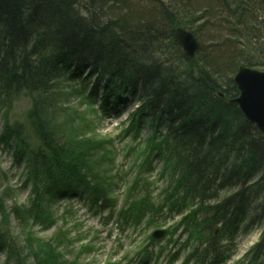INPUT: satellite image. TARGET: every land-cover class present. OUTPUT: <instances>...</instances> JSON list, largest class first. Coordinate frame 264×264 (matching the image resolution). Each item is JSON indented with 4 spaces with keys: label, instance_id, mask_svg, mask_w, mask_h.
I'll list each match as a JSON object with an SVG mask.
<instances>
[{
    "label": "trees",
    "instance_id": "obj_1",
    "mask_svg": "<svg viewBox=\"0 0 264 264\" xmlns=\"http://www.w3.org/2000/svg\"><path fill=\"white\" fill-rule=\"evenodd\" d=\"M111 1H115L111 11L114 18L103 23L102 16L107 10L102 12L104 7L99 9L96 0H0V99L7 100L10 94L15 96L11 99L23 93L33 96L34 108L29 119L34 134L42 143L41 151L33 152L30 157L33 168L28 182L34 191L32 204L24 211L16 209L15 216L20 222H40L53 200L76 197L84 198L96 207L112 209L110 214L117 207V202L108 197L104 184L94 186L81 176L80 169L84 164H80V159L84 156L76 153L79 146L62 145L60 140L49 137L46 130L50 127L45 120L46 111L52 105L45 95L50 84L65 77L63 70L76 74L89 66L98 76L121 79L133 94L141 93L146 97L145 109L166 124L167 133L161 141L164 144L162 156L169 155L171 162H176L170 195L165 197V203L159 207L152 205L148 184L146 180L140 181L136 188L131 185L134 192H126L129 195L118 212L119 218L135 225L147 219L148 225H154L155 218H164V212L172 215L175 211L182 218L174 235L183 226L182 232L195 243L182 264L191 260L200 264H222L233 252L232 244L228 246L227 243H233L241 225L246 223V230L264 221V136L237 106L227 103V98L239 95L233 77L241 63L264 69V62L259 60V57L264 58V52L256 50L254 43V40L260 41L257 38L261 39L255 34L256 30L263 31L264 39V0H154L157 12L152 11L151 17L144 21L132 9L130 0ZM81 3L84 13L78 10ZM200 7L205 10L202 13H210L218 22L224 23L226 17L237 22L232 29H224L230 42L224 43L223 47L217 43L210 50L202 45L196 57L190 59L173 38L172 29L183 27L198 37L199 33L203 34L205 25L198 26L199 21L189 16L192 12L203 11ZM230 43L238 49L235 57L229 55ZM172 49L180 53L184 69L180 65L170 66L173 59L169 50ZM243 50L257 52V55H246ZM190 65L214 70L219 82L214 77H207V71L192 79L187 71ZM220 68H226L228 74L220 73ZM182 76L193 81L194 89H187L188 85L180 80ZM197 86H203L202 90H197ZM220 92L227 98L220 97ZM206 103L213 104L208 106L209 119L205 116L196 119L198 115L202 117L198 106ZM189 105L196 106L193 110H197L195 116L191 115V122L187 118L193 113L189 111ZM231 112L240 122L222 121L220 113ZM15 134V129L6 127L3 138H7L9 144ZM223 150L227 151L225 157ZM58 152L62 159L75 165L71 170L80 166L79 172L69 174V168ZM239 156L243 159L237 165ZM87 157L85 154L83 159ZM231 157L234 163L229 165ZM85 169L88 170V166ZM85 172L88 177L89 172ZM73 175H79L78 182H71ZM77 185L83 188H75ZM229 189H235V192L222 197L221 192ZM114 202V206L110 205ZM216 227L221 230L218 237L214 233ZM174 235H171L172 240ZM170 241L167 246H159L151 240V251L147 246L143 248V260L147 261L156 247L157 258L169 246L175 248L178 242ZM7 248L10 247H0V251ZM44 248L36 255V264H63L52 243ZM10 251L13 252V264H24L13 248ZM169 256L170 264L181 258L177 254ZM240 264H264V232Z\"/></svg>",
    "mask_w": 264,
    "mask_h": 264
},
{
    "label": "rangeland",
    "instance_id": "obj_2",
    "mask_svg": "<svg viewBox=\"0 0 264 264\" xmlns=\"http://www.w3.org/2000/svg\"><path fill=\"white\" fill-rule=\"evenodd\" d=\"M82 1L86 2L88 0ZM96 1L99 9L104 7L102 12L107 10L105 15L102 16L103 23L114 18L111 11L114 9L115 1ZM130 2L132 9L135 13H138L139 16H137L142 21L151 17L150 13L152 11L157 12L154 0H130ZM81 6L82 3L78 5V10L84 13L85 9ZM119 7L117 8L119 9ZM199 9L203 11L192 12L193 14L189 16L190 19L199 21L198 26L204 24L206 31L203 34L199 33L201 35L198 37L193 31L184 28L194 35L199 44L195 48L194 55H188L182 45L178 43L185 56L190 59L196 57L202 45L204 47L208 46V50H210V47L216 46L217 43L223 47L224 43L230 42L231 40L225 36L224 29H232V27H235V22H237H233L232 18L228 19L227 17L226 21L225 19L222 20V22L225 21L224 23L218 22L212 19L210 13H202L205 11L203 8L200 7ZM236 20L242 21L238 18ZM254 28L256 29V27ZM261 32L263 31H255L257 37L260 35L261 39L257 38L260 41L254 40V43L256 44V50L259 49L260 52H264V39H262ZM175 41L177 42L176 39ZM166 45L171 46L170 43H166ZM230 47L228 52L230 50L231 54L229 55H232V57L238 55L235 53L238 50L237 47L231 43ZM243 51L249 56L253 54L247 50ZM169 52L172 53L171 59H173L170 66L180 65L184 69L180 53H177L175 49L169 50ZM152 53L153 50L150 54ZM240 53H242V49H240ZM254 55H257V52ZM259 60L264 62V58L259 57ZM240 66L251 70H264L246 63H241ZM239 68L234 73L233 79L239 73ZM225 69L220 68L219 72L225 71L224 73L228 74ZM81 71V73L76 72L74 74L63 70L62 75L65 77L57 78L48 87L49 91L45 98L52 106L46 111L45 120L46 123L50 124V127L46 129L47 134L49 137L51 135L54 139L60 140L59 142L62 145L68 144L75 147L77 144L76 147L79 146L78 152H76L78 155L85 157V154H87V159L84 160V157L80 159V164H84L83 168L80 169L82 171L81 176L85 178V182L94 186L104 184L109 193L108 197L117 202L115 205L117 207L110 214L112 209L96 207L84 198L60 199L53 200L47 206V214L44 220L40 219V222L33 220L29 222L19 221L14 213L16 209L24 211L32 204L30 202L33 199L34 191L32 190V184L28 182L29 172L33 168L30 157L33 152L41 151L42 143L39 137L34 134L29 119V114L34 108L33 96L23 93L16 96V99H11L15 96L10 94L7 100L0 99L3 100L0 102V236L4 237V239L0 238V247L3 248L7 245L13 248L15 253L17 252L20 255V259L24 264H36L37 261L34 260L36 255L40 250L45 249L44 245L48 243H52L58 249L62 262L64 261L63 264H170L169 255L172 254L181 257L174 264H182L195 243L189 239L187 234L182 232L183 226H180L176 235H174V229L178 221L181 220V215L176 214L175 211L172 215L164 212V218L154 219L156 224L148 225L149 220L146 219L140 226L128 224L120 219L118 215L120 208L124 206L126 195H129L126 192H134L130 188L131 185L136 188V184H140V181L146 180L147 189L151 193L149 201L156 207L165 203V197L170 195L172 171L176 162H171L169 155L166 158L162 156L164 154V151H162L164 144L161 141L167 133L166 124L163 123L162 119L155 118L145 109L146 97L141 93L133 94L132 89L124 85L125 81L121 79L112 80L108 77L109 75L98 76L97 71H93L89 66ZM187 71H189L188 75L192 79L199 78L200 75H204L202 72L206 74V71L207 77H214V80L217 81L220 79L216 78L215 73H213L214 70H207V68L201 66L190 65ZM180 80L188 85L187 89H194L192 88L194 86L193 81H188L187 77L182 76ZM180 80L175 81L180 83ZM233 81L236 84L235 80ZM198 88L201 91L203 86H197L196 89L198 90ZM238 91L239 95L236 98H227L222 92L219 95L225 99L227 98V103L237 106L241 111L238 104L230 102V100H235L241 96L239 89ZM34 97L40 98L37 95ZM208 106H213V104L206 103L198 106L202 117L198 115L196 119L209 117L210 109ZM195 108L196 106L189 105V111H193L190 117H187L190 122L192 121L191 115L195 116V111L197 113V110H193ZM220 116L222 121H231L234 124L240 122L237 121L239 120L237 115L234 116L232 112L231 114L220 113ZM215 121L221 126L216 118ZM247 121L249 120L247 119ZM186 124L189 126L188 123ZM252 124L255 125V123ZM6 127L16 130V134L10 138L9 144L7 138H3ZM257 130L264 136L258 128ZM169 141L172 142L171 139ZM223 152H225L222 153L225 157L227 151L223 150ZM58 153L62 159V154ZM239 159V162L236 160L237 165L240 164V161L242 162L243 158L240 157ZM230 160L229 165H232L234 163L233 157ZM61 161L69 168V174H74L72 172L77 170L79 172L80 166L71 170L75 166L73 163L65 159ZM87 166L88 170L85 169ZM85 171L89 172L88 177H86ZM77 176L73 175L71 182H78L76 179L79 177ZM90 184L89 186H91ZM150 186L152 187L150 188ZM175 186L176 184L172 187ZM75 188L83 187L77 185ZM229 190H223L221 192L222 197L235 192V189ZM114 204L115 202L110 205L114 206ZM42 221L46 222L41 223ZM246 226V223L241 225L238 233L234 235L233 243H227L228 246L232 244L231 252H233L230 258L222 264L242 263L251 249L259 242L264 232V221L251 229L245 230ZM155 230L169 231L168 237L156 241L158 242L156 245L167 246L170 244V239L171 243L175 241L178 243L175 248L174 245L166 248L160 258L153 254L144 263L143 248L147 246L149 252L151 251V235ZM214 233L218 237L221 233L220 227H216ZM171 235H174L173 240ZM219 238L222 239L221 236ZM186 243L190 244L187 245ZM10 248L9 250L7 248L0 251V264H13V261H11L13 252L10 251ZM188 264L200 263L191 260Z\"/></svg>",
    "mask_w": 264,
    "mask_h": 264
},
{
    "label": "water",
    "instance_id": "obj_3",
    "mask_svg": "<svg viewBox=\"0 0 264 264\" xmlns=\"http://www.w3.org/2000/svg\"><path fill=\"white\" fill-rule=\"evenodd\" d=\"M172 34L177 42L182 45L188 55L193 56L198 42L194 35L184 28H174ZM235 82L241 96L230 100L238 104L243 115L264 134V71L246 69L240 66L239 73L235 76ZM167 231L160 230L153 234L154 239H164Z\"/></svg>",
    "mask_w": 264,
    "mask_h": 264
},
{
    "label": "bare ground",
    "instance_id": "obj_4",
    "mask_svg": "<svg viewBox=\"0 0 264 264\" xmlns=\"http://www.w3.org/2000/svg\"><path fill=\"white\" fill-rule=\"evenodd\" d=\"M159 251H157V248H156V251H155V253H158Z\"/></svg>",
    "mask_w": 264,
    "mask_h": 264
}]
</instances>
